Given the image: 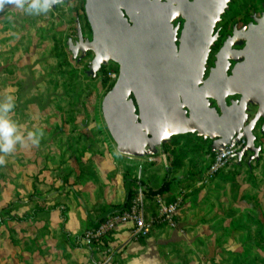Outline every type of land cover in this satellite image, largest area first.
<instances>
[{"label": "rangeland", "instance_id": "rangeland-1", "mask_svg": "<svg viewBox=\"0 0 264 264\" xmlns=\"http://www.w3.org/2000/svg\"><path fill=\"white\" fill-rule=\"evenodd\" d=\"M252 1L233 0L227 21L232 12L253 10ZM84 4L68 0L40 14L11 3L0 8V99L14 96L12 118L25 135L37 129L44 133L38 146L17 145L0 166V264L64 258L60 249L78 243L60 231L57 208L89 195L92 188L131 178L127 184L137 190L141 182L151 199L150 191L164 182L187 186L199 180L209 164L210 141L196 135L173 137L165 154L152 162L116 152L101 102L115 82L109 75L117 76L118 67L109 63L95 78L87 77L93 55L77 63L66 45L68 39L77 40V22L83 38L91 40ZM256 137L262 148L259 161L249 167L247 158L240 164L231 161L187 201L189 244L197 249L199 264H264V135L257 131ZM10 185L27 191L25 202L9 203ZM91 245L104 250V244Z\"/></svg>", "mask_w": 264, "mask_h": 264}, {"label": "water", "instance_id": "water-1", "mask_svg": "<svg viewBox=\"0 0 264 264\" xmlns=\"http://www.w3.org/2000/svg\"><path fill=\"white\" fill-rule=\"evenodd\" d=\"M228 3L85 0L91 40L83 38L77 22V40L68 39L66 45L77 63L88 53L93 55L87 77L95 78L109 63L118 67L117 78L101 102V114L119 155L157 157L165 154L164 146L173 137L196 135L210 141L211 154L230 150L244 139L245 145L232 159L240 164L251 153L248 165L259 161L261 148L255 147L253 132L260 119L264 132V82L261 75L249 71L248 43L235 56L230 51L234 38H229L205 78L216 39L213 28ZM179 18L185 20L181 30L173 25ZM230 60L243 61L228 76ZM235 96L239 99L229 100ZM249 106L256 108L251 120Z\"/></svg>", "mask_w": 264, "mask_h": 264}, {"label": "crops", "instance_id": "crops-1", "mask_svg": "<svg viewBox=\"0 0 264 264\" xmlns=\"http://www.w3.org/2000/svg\"><path fill=\"white\" fill-rule=\"evenodd\" d=\"M129 179L131 180V178L120 177L117 182L103 183L100 188H92L89 195L82 196L83 198L75 200L76 202L71 200L63 202L62 205H65L67 210L66 223L64 232L60 223V231L65 234L68 241H76L78 244L74 249L69 247H66V251L63 248L60 249L58 253L64 255V258L47 264H199L197 249L189 244L188 218L185 216L189 211L187 201L202 190L195 187V181L187 186L185 184L173 185L176 183L174 181L172 185L169 184L168 191L162 194L167 201H171L179 191L187 192L177 216L178 229L157 225L146 238H133L131 225L125 224L112 233L107 243L103 245V251L100 249L102 246L79 245L80 241L76 238L82 236L86 229L101 221L110 212L123 208L127 189L133 192V196L135 195L134 186L131 188L127 184ZM138 186L147 189L139 181ZM26 197L27 191H24L23 187L19 189L17 186H9V203L25 202ZM83 204L89 205L88 210ZM153 204L152 198L146 199L148 211L152 210ZM9 264L30 263L9 261ZM38 264L46 263L41 261Z\"/></svg>", "mask_w": 264, "mask_h": 264}, {"label": "built area", "instance_id": "built-area-1", "mask_svg": "<svg viewBox=\"0 0 264 264\" xmlns=\"http://www.w3.org/2000/svg\"><path fill=\"white\" fill-rule=\"evenodd\" d=\"M109 76L112 80L117 78L116 74H110ZM244 144L245 140L242 139L230 150L225 148L222 152L209 155V164L202 177L195 181V187L203 189L209 185L214 177L230 164L233 160L232 156L239 152ZM146 159L149 162L155 160L153 157H147ZM145 193L146 189L138 187L126 207L110 212L101 221L86 229L82 234V241L87 244H105L112 233L119 226L125 224L131 225L133 238H146L157 225L169 229H178L177 216L187 192L179 191L171 201H167L162 194L152 196L154 204L151 211L147 210Z\"/></svg>", "mask_w": 264, "mask_h": 264}, {"label": "flooded vegetation", "instance_id": "flooded-vegetation-1", "mask_svg": "<svg viewBox=\"0 0 264 264\" xmlns=\"http://www.w3.org/2000/svg\"><path fill=\"white\" fill-rule=\"evenodd\" d=\"M232 1L233 0H229L227 9L220 16L219 21L215 24L213 28L212 36H216V39L213 42L212 46L210 47V52L208 55L206 70H205V78L210 73V70L215 67L217 55L223 49L225 42L229 38H234L233 41L235 42V45L231 46L230 48L232 54H234L235 56H239L240 52L243 51V49L246 47L248 43V57L250 58L248 62L249 71L250 73L261 75L262 78L260 79L263 80L264 82V0H260L259 2L258 0H253L250 5V6H255L253 10L245 11V9H242L240 13L232 12V15L230 16V19L232 20L228 22L226 18V14L231 11L230 5ZM184 22L185 20L179 18L176 21H174L173 25L174 27L179 26L181 30L184 25ZM242 61L243 60L241 61L230 60L227 75L228 76L231 75V72L236 66V64H240L242 63ZM238 99L239 96H235L230 98L229 100L236 101ZM251 109L254 110L253 113H250ZM255 113H256V108L253 106H249V111H248L249 120H251L254 117ZM262 124H263V120L260 119L256 124L255 131L253 132L256 138L255 140L256 148L260 147V146H256L257 143L256 132L259 131L261 135H264V132H261ZM261 152H262V148H261ZM261 152L259 154V159ZM251 156L252 154L249 153L245 157L247 158L246 164L248 167H249L248 160ZM234 160L236 159H233L232 161Z\"/></svg>", "mask_w": 264, "mask_h": 264}, {"label": "clouds", "instance_id": "clouds-1", "mask_svg": "<svg viewBox=\"0 0 264 264\" xmlns=\"http://www.w3.org/2000/svg\"><path fill=\"white\" fill-rule=\"evenodd\" d=\"M5 3L14 4L24 9L28 14L46 13L53 4L61 3V0H0V8ZM16 101L13 95L6 94L0 99V166L7 163L6 157L13 153L17 145L29 147L38 146L44 133L42 129L27 131L25 135L21 125L12 118Z\"/></svg>", "mask_w": 264, "mask_h": 264}, {"label": "trees", "instance_id": "trees-1", "mask_svg": "<svg viewBox=\"0 0 264 264\" xmlns=\"http://www.w3.org/2000/svg\"><path fill=\"white\" fill-rule=\"evenodd\" d=\"M168 189H169V182H164L158 190L150 191V192L154 196L156 194H164L166 191H168ZM146 192H148L147 189H146ZM132 196H133V192H131L130 189H127V197H126V200H125L123 208L126 207L129 204V201L131 200ZM57 210L60 213L61 229L64 232V225L66 223V212H67V210H66V208L64 206L58 207ZM2 223H3V221H2V219L0 217V224H2ZM76 240L82 241V236L77 237ZM92 244H94V243H92Z\"/></svg>", "mask_w": 264, "mask_h": 264}]
</instances>
